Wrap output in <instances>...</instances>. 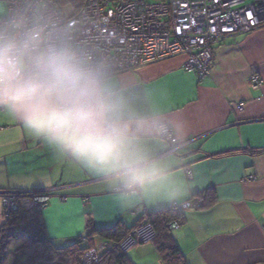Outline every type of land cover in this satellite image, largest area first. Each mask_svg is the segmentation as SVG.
Masks as SVG:
<instances>
[{"label":"crops","instance_id":"obj_1","mask_svg":"<svg viewBox=\"0 0 264 264\" xmlns=\"http://www.w3.org/2000/svg\"><path fill=\"white\" fill-rule=\"evenodd\" d=\"M183 62L184 56H175L112 75L144 110L170 127L184 120L190 129L183 140L176 138L183 143L174 151L157 136L147 144L157 156L173 154L183 166L174 170H185L191 186L184 203L192 206L169 230L185 264H264V26L216 44L202 79ZM254 74L262 82L256 89L250 85ZM12 190L51 197L41 211L50 244L22 253L25 241L18 240L11 264H71L64 249L89 231L130 229L171 205L121 207L103 179L0 111V191ZM102 241L96 236L94 245ZM126 255L133 264H162L153 242Z\"/></svg>","mask_w":264,"mask_h":264},{"label":"clouds","instance_id":"obj_2","mask_svg":"<svg viewBox=\"0 0 264 264\" xmlns=\"http://www.w3.org/2000/svg\"><path fill=\"white\" fill-rule=\"evenodd\" d=\"M0 111L32 136L103 179L123 208L143 201L184 206L191 192L173 154L147 147L169 128L113 79L107 62L80 47L43 0L0 19ZM176 138L190 134L184 120Z\"/></svg>","mask_w":264,"mask_h":264},{"label":"built area","instance_id":"obj_3","mask_svg":"<svg viewBox=\"0 0 264 264\" xmlns=\"http://www.w3.org/2000/svg\"><path fill=\"white\" fill-rule=\"evenodd\" d=\"M27 2L0 0V19ZM43 2L70 27L80 47L107 62L112 75L184 56L182 67L202 79L209 73L216 44L264 26V0H67L60 8L56 0ZM261 83L259 75L250 77L252 88ZM157 137L174 146L172 151L183 143L170 126L161 129ZM0 196L6 216L17 209L42 211L51 197L47 191L17 190L0 191ZM199 204L200 199H195L194 205ZM191 206L187 201L182 207L171 204L169 208L186 210ZM177 227L176 222L169 224L171 229ZM120 236L117 242L95 244L83 253L80 262L97 264L100 256L114 248L127 253L134 245L152 241L155 232L150 224L141 222L127 232L120 230ZM38 244L43 243L25 241L20 252Z\"/></svg>","mask_w":264,"mask_h":264},{"label":"trees","instance_id":"obj_4","mask_svg":"<svg viewBox=\"0 0 264 264\" xmlns=\"http://www.w3.org/2000/svg\"><path fill=\"white\" fill-rule=\"evenodd\" d=\"M58 7L67 3V0H56ZM183 219V210L181 209H163L153 213L140 222L148 223L155 232V238L152 240L162 264H185V259L169 230V224L178 223ZM138 225V224H137ZM136 225V226H137ZM120 230L127 232L130 229H124L117 225L110 230L89 231L85 239H77L74 243L67 246L64 251L69 255L71 264H81V255L89 248L93 247L94 238L100 237L105 240L119 241ZM24 240L29 242H39L50 244L45 227L41 219V211H25L17 209L8 216H4L3 224L0 226V264H4L5 254L9 243L12 240ZM97 264H133L119 248H114L111 252L100 256Z\"/></svg>","mask_w":264,"mask_h":264},{"label":"rangeland","instance_id":"obj_5","mask_svg":"<svg viewBox=\"0 0 264 264\" xmlns=\"http://www.w3.org/2000/svg\"><path fill=\"white\" fill-rule=\"evenodd\" d=\"M147 1H151V0H147ZM263 27V26H262ZM260 77V76H259ZM160 139V138H159ZM162 140V139H161ZM0 198H2V196H0ZM16 211V210H15ZM10 214V213H9ZM8 214V215H9ZM7 215V216H8ZM4 216H6V215H4V212H3V208H1V205H0V226L3 224V221H4V219H3V217ZM85 236V235H84ZM83 236V237H84ZM83 237H82V239H83ZM152 241H150V242H147V243H151ZM143 244H146V243H143ZM17 245H18V240L17 239H15V240H12L10 243H9V245H8V247H7V250H6V254H5V259H4V264H11L12 263V260H13V258H14V253L15 252H18V251H15V249H16V247H17ZM139 245V244H138ZM93 246H94V242H93ZM137 245H134V246H132V248H134V247H136ZM89 249H91V248H89ZM88 249V250H89ZM131 249V248H130ZM107 254V253H106ZM83 255V254H82ZM82 255H81V257H82ZM69 256V255H68ZM15 263V261H13V264ZM82 264V263H81Z\"/></svg>","mask_w":264,"mask_h":264},{"label":"flooded vegetation","instance_id":"obj_6","mask_svg":"<svg viewBox=\"0 0 264 264\" xmlns=\"http://www.w3.org/2000/svg\"><path fill=\"white\" fill-rule=\"evenodd\" d=\"M85 239V236L83 237V240Z\"/></svg>","mask_w":264,"mask_h":264}]
</instances>
